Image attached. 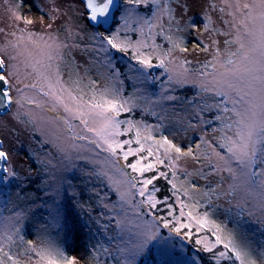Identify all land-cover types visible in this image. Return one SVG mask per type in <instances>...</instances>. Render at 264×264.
I'll return each mask as SVG.
<instances>
[{
  "label": "snow or ice",
  "instance_id": "6c2138e0",
  "mask_svg": "<svg viewBox=\"0 0 264 264\" xmlns=\"http://www.w3.org/2000/svg\"><path fill=\"white\" fill-rule=\"evenodd\" d=\"M150 2L161 4V0H78L80 16L97 29L91 36L96 62L107 69V74L97 79L88 78L90 69L85 68L82 74L80 65L69 67L67 50L75 45L70 46L56 34L41 35L23 28L9 33L14 39L0 45V115L16 106L12 114L15 124L25 130L29 126L41 132L53 129L48 142L62 158V173L75 172L78 162H83L82 176L106 183L118 195L120 218L115 219V226L123 234V246L116 248L123 257L118 264H201L199 253L191 255L189 245L184 243L193 237L200 251L211 254L216 264L225 258L233 264H264V247L254 250L245 229L256 225V230L264 231V0H225L231 9V19L224 20L229 29L213 30L225 37L223 48L213 40L212 58L199 65L195 76L186 67L192 63L187 59L179 63L182 71L169 68L168 57L174 50L188 51L171 36L165 39L172 47L162 55L159 45L145 52L146 42L134 43L127 35L121 37L131 22L137 25L131 31L143 34L146 26L151 34L152 29L160 27L156 34H162L163 16L175 19L169 0L157 7L154 19L140 17L137 6ZM175 2L182 14L205 7L203 0ZM207 7L214 11L217 5L213 2ZM219 11L223 13L224 8ZM116 12H120L119 26ZM199 14L193 11V16ZM12 19L32 24L15 14ZM204 19L210 20L207 13ZM176 23L179 25V21ZM196 23L189 17V29ZM208 30L205 23L204 31ZM202 43L194 40L195 48L207 52L209 46L204 44L201 49ZM153 55L157 57L155 64ZM121 56L129 61L124 71ZM154 68L163 70L161 76L167 75L158 96L153 99L146 87L142 97L136 92L123 95L124 79L141 85L158 80L150 74ZM164 85L169 86L166 91ZM185 86L195 90L192 97L168 94ZM138 98L145 99L142 110L156 116L157 124L131 118L141 107ZM164 102H171L168 108ZM123 114L128 116L122 119ZM165 120L169 124L174 121L167 135ZM209 128L211 140L206 139ZM189 133L200 142L195 143ZM6 134L16 135L15 126L0 123V137ZM13 159L12 151L0 138V196L5 199L11 195L9 186L22 183ZM188 160L191 171L180 167L181 161ZM180 175L184 176L182 182ZM160 179L168 185L167 194L156 187ZM53 181L56 186L49 199L53 201L57 227L72 235L78 225L80 230L87 227L88 221L101 224L105 214L93 216L92 206L86 207L77 199L82 193L75 191L70 177L61 175L59 181L55 177ZM200 181L205 182L202 187L198 186ZM21 183L15 187L20 188ZM43 207L49 206L45 202ZM103 207L109 209L107 204ZM85 214L88 220L79 224ZM24 215L23 211L15 213L17 221ZM101 226L108 229L107 224ZM20 232L15 226L0 230V264H21L19 255L30 252L36 253L42 264H77V257L67 256L63 249L50 244L37 249L31 240L22 253L12 252L14 237L23 240ZM5 243L9 250H5ZM101 249L109 251L98 243L91 252L98 255Z\"/></svg>",
  "mask_w": 264,
  "mask_h": 264
},
{
  "label": "rangeland",
  "instance_id": "374dc122",
  "mask_svg": "<svg viewBox=\"0 0 264 264\" xmlns=\"http://www.w3.org/2000/svg\"><path fill=\"white\" fill-rule=\"evenodd\" d=\"M203 2L205 5L204 8L197 7L194 10L190 9L187 14H182L177 3L173 1L170 6L175 10L173 12L175 19L170 21L167 14L162 18V35H164V37L171 36L173 42L180 43L181 47H186L188 49L187 52H180L176 49L172 52L171 56L168 57L170 61L168 66L174 71H182V69L179 68V63L181 60L187 59L192 63L186 67L191 69V75L195 76L196 69L199 65L205 60H210L212 58L214 52L212 41H219L218 46L223 48V40L225 37L213 30L220 29L227 31L229 29V25L224 24V20L231 19L228 15L231 9L227 7L225 0H203ZM213 2L217 5L214 11L207 7L208 4ZM157 7H163V0H161L160 5H156V9ZM221 7L224 8L223 13L219 11ZM79 8L78 0H23V2L22 0H0V29H3V31H0V45H3L6 40L14 39L9 33L20 28L25 29V32L32 31L40 33L41 35L53 33L70 46L75 45V47H70L67 50L68 55L66 56V61L69 62V67L75 68L76 65H80L82 74L85 68L90 69L88 71V78L91 79H97L101 74L106 75L107 69L103 67L102 64L96 62L97 54L93 51L95 43L92 41L91 36L97 29L90 26L83 16H80ZM136 10L140 17L146 18L138 7ZM193 11L199 12L200 14L193 16ZM44 13H47V15ZM205 13L210 17V20L204 19ZM13 14L16 16H23L24 20H31L32 24L25 25L21 21L12 19ZM78 16L79 19H77ZM189 17L197 22L194 29H189L188 27ZM151 18L154 19L153 15ZM176 21H179V25H177ZM121 23L119 13L117 26ZM205 23L209 24V30L207 32L204 31ZM49 24L52 25L51 29L48 28ZM136 27V23L131 22L128 26V30L121 32V37L123 38L127 35L134 43L137 41L146 42L148 47L142 49L145 52L152 51L153 45H159L161 46L159 51L162 55L164 51L172 47V43L168 40L167 42L169 45L167 44L166 47L160 43V34H156L161 31L160 27L152 29L151 34H149V29L146 26L143 34H141L140 31H131V28ZM17 35H19L18 31ZM197 38L199 41L203 42L200 45L201 49L204 44L209 46L207 52L195 48L194 40ZM85 48L87 51H82ZM72 57L75 58L74 61L71 60ZM121 61L124 63L125 70L129 61L123 56L120 58V62ZM160 74H158V77L161 76ZM131 75L132 73L129 72V76ZM65 76H67V72H65ZM165 80H167V77ZM162 82L163 81H161L158 88L154 89L152 87V81L147 82L145 85H141L135 80H130L133 89L127 93L124 90L125 84H123V95L128 96L136 92L138 97H142L143 90L146 87L154 99L162 90ZM116 86L120 87V85ZM168 87L169 86L164 85V90L166 91ZM186 87L188 86L177 88L175 92H168V94L185 97V95L182 94V90ZM207 102L211 103V100ZM170 103L171 102H164V107L168 108ZM137 104L141 105L140 108L143 109L146 101L143 98H138ZM155 110L157 113H160L159 107H156ZM15 111L16 106H13L8 113L0 115V123H7L10 126H15L17 134H6L0 138L5 140V147L12 151L14 158L13 162L19 167L22 183L17 181L9 186L11 195L6 199L4 196H0V230L4 227L12 230L13 226L20 228L21 231L24 228L30 233L28 241L31 240L33 244L37 246V249L50 244L53 247L63 249L67 256L77 257V264H98V262L99 264H118V261L123 259L121 254L116 251L118 245L123 246L120 239L123 234L120 232V229L115 226V219L120 218L117 216V213L120 212L118 195L106 183H101L96 179L89 180L87 177L82 176L80 174V168L83 167V162H78V168L75 172L62 173V163L60 162L62 158L48 142L50 133L53 129H45L44 132H41L39 128L34 130L29 126L28 129L25 130L23 126L15 124L12 117ZM24 111L25 109H21V112ZM184 115H187V113H184ZM145 122L153 125L158 123L153 121ZM163 123L166 127L164 134L167 135L169 131L172 130L174 121L173 124H169L168 120L163 121ZM197 135H203V132H198ZM189 136H192V134L189 133ZM212 136L213 134L209 128L206 139L211 140ZM192 140L195 141V143L200 142L196 139V136H192ZM185 142H187V138H185ZM203 162L202 158V163ZM180 167L187 168L191 171V161H181ZM29 169L31 170L30 175L42 171L41 173L44 179L41 184V192L33 190L30 186H28L25 192L22 191L28 182ZM207 170L208 169H205V171ZM61 175L71 178L75 186V191L77 193H82V195L77 196V199L85 202L86 207L88 205L92 206L94 209L93 216H99L100 213L105 214L104 217L101 218V224L88 221L87 227H83L82 230H80L78 225L77 230L72 235H66L64 230L56 226L53 220L54 205L53 201L49 199V195L56 186L53 177H55L56 181H59ZM179 180L182 182L184 176L180 175ZM16 183H21V187H15ZM204 183V181H200L198 186L202 187ZM65 187L67 186L65 185ZM93 189H95V191H93ZM71 191L72 190L69 189V193ZM63 199L66 202L68 199L67 195H65ZM33 201H35V203H33ZM45 202L49 207H43ZM103 204H107L109 209H105ZM20 211H23L25 215L17 221L15 213ZM131 215L132 213H129L130 217ZM107 216H113L114 219L109 221L106 218ZM220 218H222V216L219 218L218 216L216 217L218 220ZM86 220H88V217L85 214L79 221V224H83ZM103 224L108 225L107 230L102 228L101 225ZM228 227L231 228L232 224H229ZM245 229L249 233L248 240H260L264 243V231L256 230V225H247ZM20 235H22L21 232ZM14 239L15 244L11 246V251L17 254L22 253L23 250L28 247V241H25L24 238L21 240L18 236L14 237ZM98 243L108 248V253L101 249L98 255H93L91 249ZM184 243L187 245L185 241ZM4 247L5 250H9V245L7 243L4 244ZM259 249L255 247V250ZM191 255H197V253H191ZM18 258L21 264H42L40 258L34 252H30L26 255H19ZM235 264H239V262Z\"/></svg>",
  "mask_w": 264,
  "mask_h": 264
},
{
  "label": "trees",
  "instance_id": "16d2710c",
  "mask_svg": "<svg viewBox=\"0 0 264 264\" xmlns=\"http://www.w3.org/2000/svg\"><path fill=\"white\" fill-rule=\"evenodd\" d=\"M173 1H175V0H169L170 4ZM137 7L144 14L146 19L147 18H151L153 13H154V11H155V9H156V5H153L151 2L148 3V4L139 5ZM172 9H173V7H172ZM119 13L120 12H116V14H115L116 22H118ZM159 41H160V43L162 45H165L164 47H166V45L168 44L167 40L165 39L164 35H162V34H160V36H159ZM152 62L154 64L157 62L156 55L152 57ZM120 66H121V70L124 71V63L122 61L120 62ZM149 71H150L151 75H153L155 77H158V74H160L163 70L159 69V68H154V69H151ZM166 77H167V75H163V76H160L158 80L152 81V87L154 89L158 88L160 83H161V81H164L166 79ZM124 84H125V86H124L125 92L129 93L130 91H132L133 88H132V86L130 84V79H124ZM194 92H195V90L192 89L190 86H188V87H186L185 89L182 90V94H184L187 97L194 95ZM127 116H128V114H123L121 118H126ZM131 118H133L135 120H141L142 119L144 121L158 122L156 116L150 115L149 112H144L142 110V108H140V107H137L134 110V112L131 114ZM161 170L168 171L167 169H163V168ZM41 172L42 171H39V173H36L34 175H29L28 176V180H27L28 182L26 184L27 186L26 185L24 186V188L22 189L23 192L26 191L28 186H30L33 190H36L37 192H41L42 191L41 184H42L44 178H43ZM156 187L162 189V194H167L168 185L166 184V181L164 179H160L159 181H157L156 182ZM38 189H41V190H38ZM219 217L220 216H218V218ZM220 219H223V217L220 218ZM27 231L24 228L21 231L22 236L25 239V241H28V238L30 237V233L27 232ZM185 242L190 247V254L191 253H199V257L202 258L201 264H216V262L211 258V254L203 253L195 245V237H193L191 241H185ZM249 242L251 243V246H253L252 248L254 250H255V247H257L258 249L264 247V243L262 241H260V240H251V239H249ZM218 250H222V249H218ZM235 263H238V261L235 262ZM219 264H233V261L232 260H228L227 258H225V259L219 261Z\"/></svg>",
  "mask_w": 264,
  "mask_h": 264
}]
</instances>
